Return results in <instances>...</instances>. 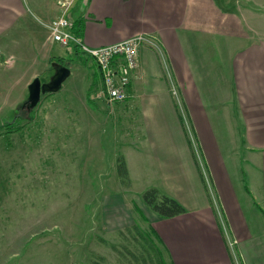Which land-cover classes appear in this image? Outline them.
Here are the masks:
<instances>
[{
  "label": "crops",
  "instance_id": "obj_1",
  "mask_svg": "<svg viewBox=\"0 0 264 264\" xmlns=\"http://www.w3.org/2000/svg\"><path fill=\"white\" fill-rule=\"evenodd\" d=\"M59 15L58 0H0L4 107L21 106L54 58L83 69L85 55L53 42L43 25ZM69 21L81 23L91 48L139 34L156 42L140 49L130 99L114 107L126 109L119 120L131 112L136 139L122 155L131 187L148 178L147 188L187 209L171 219L142 210L170 264H264V12L226 0H77Z\"/></svg>",
  "mask_w": 264,
  "mask_h": 264
},
{
  "label": "rangeland",
  "instance_id": "obj_2",
  "mask_svg": "<svg viewBox=\"0 0 264 264\" xmlns=\"http://www.w3.org/2000/svg\"><path fill=\"white\" fill-rule=\"evenodd\" d=\"M227 1L264 12V0ZM74 68L61 90L34 108L32 122L20 121L27 124L21 132L0 129V264H158L152 252L170 264L160 242L152 237L156 248L147 244V253L129 231L135 225L144 233L150 228L135 202L149 189L148 178H135L131 187V178L124 185L117 175L118 158L136 139L130 136L131 112L119 120L126 109L109 107L94 90L88 101L93 74L86 64L80 72ZM53 74L41 80L49 82ZM23 104H0V125L18 119ZM243 156L249 162L242 164L241 176L248 186L254 160L247 152ZM140 205L139 211L146 210Z\"/></svg>",
  "mask_w": 264,
  "mask_h": 264
},
{
  "label": "built area",
  "instance_id": "obj_3",
  "mask_svg": "<svg viewBox=\"0 0 264 264\" xmlns=\"http://www.w3.org/2000/svg\"><path fill=\"white\" fill-rule=\"evenodd\" d=\"M77 0H58L60 15L47 24L53 42L61 47L76 46L83 55L96 64L100 86L95 97L105 101L109 107L125 103L130 99V86L139 66V52L143 46L155 47L152 36L139 34L120 43L91 48L83 44L71 32L69 13ZM176 94V92H174ZM236 244V242H234ZM231 242V246H234Z\"/></svg>",
  "mask_w": 264,
  "mask_h": 264
},
{
  "label": "trees",
  "instance_id": "obj_4",
  "mask_svg": "<svg viewBox=\"0 0 264 264\" xmlns=\"http://www.w3.org/2000/svg\"><path fill=\"white\" fill-rule=\"evenodd\" d=\"M81 22V21H80ZM81 23H71V32L73 33V35L79 39L81 41V36H80V32H81ZM75 50L79 51L78 47L75 46ZM81 54L80 52L77 53ZM85 57V56H84ZM86 59H89L87 57H85ZM57 62H54V60H52L50 62V66L51 68H53V71L55 70V67L59 64L68 66L69 68H71L67 61H65L63 58H58V60H56ZM84 64H87L86 60H82ZM96 65V64H95ZM100 79V78H99ZM99 79L96 80L98 81V83L95 85L98 86L99 84ZM95 88L93 86H91L87 92V97L89 98L90 95L92 94V90H94ZM49 94L46 93L44 95H42L41 99L45 98V96ZM52 95V94H49ZM48 96V95H47ZM91 98V97H90ZM89 98V99H90ZM41 101V100H40ZM40 103V102H39ZM25 111L21 112V114H18V119H16L15 121H13L12 123H8L6 125H4L5 129H6V133H14V132H21L25 127H27V124L24 126H20V121H28V124L30 122L33 121V111L34 108L31 110H28L25 107ZM3 127V128H4ZM117 175L118 177L121 179V181H123L124 185L127 183L128 185H130V176H129V170L127 167V162L126 159L124 158V156H120L117 160ZM141 200L143 202V204L149 209L151 210L153 213L157 214L159 217L163 218V219H171L177 216H181L187 213V209L174 197H171L168 194H165L162 190L155 188V187H151L149 189H147L142 195H141ZM137 212L140 213V215L142 216V218H144L145 220V216L142 213V211H139L140 209L138 207H136ZM150 230V231H149ZM149 230L147 232H141L140 231V227L135 225L132 227L131 232L134 233V235H137L136 237H138V241L140 239V242L145 243L144 245H142V248L145 249L144 251L147 252L148 250H146V245H150V247L152 249H155V243L154 240L152 239V237L159 241V238L157 236V234L153 231L152 228H149ZM137 240V238H135ZM161 244V243H160ZM148 253V252H147ZM153 255L150 256L151 257V261H154V257L157 259L158 264H162L161 261H159V257H160V253H155L152 252ZM144 262L146 263L145 258Z\"/></svg>",
  "mask_w": 264,
  "mask_h": 264
},
{
  "label": "water",
  "instance_id": "obj_5",
  "mask_svg": "<svg viewBox=\"0 0 264 264\" xmlns=\"http://www.w3.org/2000/svg\"><path fill=\"white\" fill-rule=\"evenodd\" d=\"M72 70L68 66L59 64L55 67L54 74L49 82L43 83L41 78H35L29 86V96L23 104L28 110L35 108L42 95L46 93H57L61 90L63 83L71 76Z\"/></svg>",
  "mask_w": 264,
  "mask_h": 264
},
{
  "label": "flooded vegetation",
  "instance_id": "obj_6",
  "mask_svg": "<svg viewBox=\"0 0 264 264\" xmlns=\"http://www.w3.org/2000/svg\"><path fill=\"white\" fill-rule=\"evenodd\" d=\"M52 77V76H51ZM51 77H50V79H51ZM43 82V81H42ZM43 83H45V82H43Z\"/></svg>",
  "mask_w": 264,
  "mask_h": 264
}]
</instances>
